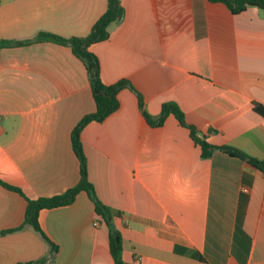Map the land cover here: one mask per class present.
Returning a JSON list of instances; mask_svg holds the SVG:
<instances>
[{
    "label": "crops",
    "instance_id": "crops-1",
    "mask_svg": "<svg viewBox=\"0 0 264 264\" xmlns=\"http://www.w3.org/2000/svg\"><path fill=\"white\" fill-rule=\"evenodd\" d=\"M123 16L89 45L101 80H128L119 108L80 131L89 180L120 232L124 264H264V174L214 150L203 158L174 102L214 146L264 160V11L232 14L208 0H120ZM107 0H0V178L28 197L77 184L73 128L95 102L84 64L40 33L86 36ZM137 91V92H136ZM27 202L0 184V264L38 260L50 244L25 223ZM56 246L45 264H115L109 231L81 191L71 204L41 209Z\"/></svg>",
    "mask_w": 264,
    "mask_h": 264
},
{
    "label": "trees",
    "instance_id": "trees-1",
    "mask_svg": "<svg viewBox=\"0 0 264 264\" xmlns=\"http://www.w3.org/2000/svg\"><path fill=\"white\" fill-rule=\"evenodd\" d=\"M210 2H219L224 4L232 14H239L243 12L249 6H255L264 11V0H208ZM123 16V8L120 0H107L106 11L97 19L93 24L90 32L86 36H71L61 37L54 34L40 33L35 40L42 38H50L56 40L64 45L71 48L73 54L81 60L84 64L94 102L95 110L91 113L86 114L80 122L73 128L71 133V145L72 149L80 164V178L77 184L68 188L62 193L55 194L46 197H37L35 199L28 198L23 191L16 186H13L0 178V184L8 189L14 190L21 194L27 202L25 223H29L33 228L38 231L41 236L47 240L50 244V252L47 256H44L38 260L19 262L17 264H45L48 260L52 259L56 252L57 246L51 242L45 234L42 232L39 222L38 214L41 209H50L60 206L71 204L77 194L84 191L88 194L94 204L95 213L101 218L106 224L109 231V250L115 264H124L122 260V241L120 232L115 228L112 222V216L110 209L105 205L96 195L94 186L89 180L86 157L83 151V145L81 142L80 131L84 125L91 121L101 122L108 115L113 113L119 108V99L117 97L118 92L125 88L130 87L134 89L131 83L126 79H120L112 84H105L100 77L99 60L96 54L89 50V45L95 42L103 41L108 38L109 31L108 26L113 21L121 20ZM32 40L26 41H12V40H0V48L4 46H13L23 44L25 42H31ZM137 92V91H136ZM138 104L142 110V114L146 121L150 125H161L165 118L169 114H173L180 125L185 126L190 131V136L200 148V154L203 158L211 156L214 150H221L226 154L234 157H238L247 162L252 167L258 169L264 174V160L254 158L243 151L231 147V146H214L209 143L205 136H198L195 128L188 124L185 120L184 113L174 102H165L161 107L160 114L158 116H151L143 109V98L142 95L137 92ZM253 108L255 111L264 115V105L254 103Z\"/></svg>",
    "mask_w": 264,
    "mask_h": 264
}]
</instances>
